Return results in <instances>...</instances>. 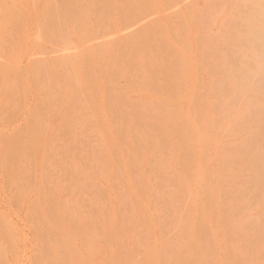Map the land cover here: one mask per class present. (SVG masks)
Wrapping results in <instances>:
<instances>
[{"label":"rangeland","instance_id":"rangeland-1","mask_svg":"<svg viewBox=\"0 0 264 264\" xmlns=\"http://www.w3.org/2000/svg\"><path fill=\"white\" fill-rule=\"evenodd\" d=\"M0 264H264V0H0Z\"/></svg>","mask_w":264,"mask_h":264},{"label":"bare ground","instance_id":"bare-ground-1","mask_svg":"<svg viewBox=\"0 0 264 264\" xmlns=\"http://www.w3.org/2000/svg\"><path fill=\"white\" fill-rule=\"evenodd\" d=\"M50 4H51V2H50ZM62 5H63V3H62ZM67 6H68V4H67ZM54 9H55V7H54ZM65 9H66V8H65ZM55 11H56V10H54V14H55V13L58 14V12H55ZM64 11H65V10H64ZM64 11H63V12H64ZM51 13H52V12H49L48 14H51ZM55 15H56V14H55ZM55 15H54V16H55ZM48 16H49V15H48ZM59 16H60V15H59ZM59 16H58V17H59ZM50 17H52V16H50ZM54 19H55V17H54ZM55 20H57V18H56ZM57 21H58V20H57ZM50 26H51V25H50ZM16 27H17V26H15V28H14L15 30H16ZM47 29H48V28H47ZM15 30H14V31H15ZM52 30H53V29H52ZM57 31H58V30H57ZM10 32H11V31H10ZM10 32H9V33H10ZM16 32H17V31H16ZM58 32H60V30H59ZM14 33H15V32H14ZM53 33H54V32H53ZM49 34H50V33H49ZM42 42H43V41H42ZM42 42H40V43H42ZM44 42H45V41H44ZM44 42H43V43H44ZM35 50H39V49H35ZM40 50H41V49H40ZM40 50H39V51H40ZM42 50H43V49H42ZM35 52H36V51H35ZM44 53H45V52H44ZM37 54H38V53H37ZM40 55H41V54H40ZM40 55H39V56H40ZM39 59H40V58H39ZM37 61H38V60H37Z\"/></svg>","mask_w":264,"mask_h":264}]
</instances>
